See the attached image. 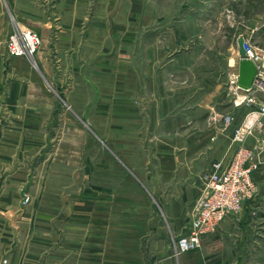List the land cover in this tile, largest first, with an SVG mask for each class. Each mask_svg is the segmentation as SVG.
<instances>
[{
  "label": "rangeland",
  "instance_id": "1",
  "mask_svg": "<svg viewBox=\"0 0 264 264\" xmlns=\"http://www.w3.org/2000/svg\"><path fill=\"white\" fill-rule=\"evenodd\" d=\"M81 3L77 0L80 8ZM98 3L91 0L90 7ZM104 3V56L83 50L87 38L76 34L71 51L58 52L55 37L49 36L33 56L23 57L26 76L15 81H23L32 92L29 105L37 104L36 98L46 106L43 113L28 111L26 141L27 154L43 158L45 192L28 188L22 198L12 195V209L21 206L11 211L12 231L18 232L19 214L29 207L32 216L35 211L56 215L60 235L84 231L81 223L68 219L78 222L105 214L107 233L121 235L124 250L138 249L145 260L150 216H162L158 202L185 195L194 205L201 196V176L208 171L177 175L185 159L193 162L215 150L228 156L216 163L227 164L240 146L264 155V127L259 125L264 117L257 107L241 104L244 92H236L235 83L238 35L245 31L250 45L264 50V0ZM22 29L40 36L33 27ZM103 60L107 63L97 69ZM36 91L44 96L36 97ZM237 132L242 141L236 139ZM88 169L89 182L83 177ZM83 179L96 191L81 192ZM198 179L202 187L195 195ZM253 179L257 191L244 205L251 202L258 208L264 201V163L254 170ZM36 197L42 203L35 209ZM94 223L90 228H98ZM27 231V252L34 255L35 228L28 225ZM9 259L10 264L25 260ZM26 260L33 264L34 257ZM43 264H51V258L45 257Z\"/></svg>",
  "mask_w": 264,
  "mask_h": 264
},
{
  "label": "crops",
  "instance_id": "2",
  "mask_svg": "<svg viewBox=\"0 0 264 264\" xmlns=\"http://www.w3.org/2000/svg\"><path fill=\"white\" fill-rule=\"evenodd\" d=\"M79 1L82 2L81 8L77 0H0V263L8 259L10 264L9 257L15 256L20 260L25 258L22 260L24 264H31L26 260L28 257H34L33 264H43L45 257L49 256L51 264H264V201L258 208L257 204L247 203L240 214L227 217L214 234L206 236L200 248L179 255L173 251V239L186 232L193 205L187 203L185 195L158 202L162 216L154 213L150 216V242L145 260L140 259L138 249L124 250L121 235L107 233L105 214L93 219L86 216L88 219L78 222H75V217L68 219L70 223H81L84 231L60 235L56 215L44 216L42 212L35 211L32 216L29 207L19 214L18 232L12 231L11 211L21 210L20 204L12 209V195L22 194V198L28 188L30 192H45L42 189L43 158L28 155L26 141L28 111L43 113L46 106L36 98L34 102L37 104L27 103L32 92L23 81H18L26 76L22 67L24 58L8 54L7 40L17 29L33 27L44 42L49 36L51 40L55 37L54 48L59 52L74 49L78 38L76 34H83L81 38H87L82 44L83 50H93L98 56H104L107 51L105 0H98L93 9L90 7L91 0ZM244 21L243 26L247 25ZM252 31H257V28ZM114 33H117L116 30ZM241 36L246 38V32L238 35L237 43ZM249 40L252 42L254 38L249 37ZM40 59L47 69L46 59L42 56ZM106 63V60L98 61L96 68L102 69L101 65ZM15 78L18 80L15 81ZM35 94L36 97L44 96L40 91ZM226 155L214 150L202 158H195L193 162L185 159V167L177 175H201L211 170L214 163L226 160ZM90 174L89 169L83 173L88 182ZM200 181L195 182V195L201 190ZM84 182L85 179L81 192L90 194L96 191L90 183ZM41 203L37 197L32 202L35 209ZM87 204L92 205L90 202ZM91 222H96L98 228H90ZM28 225L35 228L34 255L27 252ZM16 240L19 243L12 249ZM141 257L144 258V255Z\"/></svg>",
  "mask_w": 264,
  "mask_h": 264
},
{
  "label": "built area",
  "instance_id": "3",
  "mask_svg": "<svg viewBox=\"0 0 264 264\" xmlns=\"http://www.w3.org/2000/svg\"><path fill=\"white\" fill-rule=\"evenodd\" d=\"M246 41L250 49L244 57L257 65V77L248 90L239 87L237 77L236 92H244L241 104L257 107L258 115L264 117V50L259 52ZM41 44L42 39L37 33L19 28L9 36L7 49L11 56H33ZM238 57L241 58L239 53ZM259 125L264 127V121ZM236 139L242 141L239 132ZM263 161V151L256 152L240 146L229 163H215L211 170L201 176V196L192 207L187 230L173 239L172 246L176 255L200 248L206 236L214 234L227 217L242 210L245 201L257 191L253 172ZM0 264H9V261L3 259Z\"/></svg>",
  "mask_w": 264,
  "mask_h": 264
},
{
  "label": "water",
  "instance_id": "4",
  "mask_svg": "<svg viewBox=\"0 0 264 264\" xmlns=\"http://www.w3.org/2000/svg\"><path fill=\"white\" fill-rule=\"evenodd\" d=\"M238 48L241 56L238 62V85L241 89L248 90L252 87L257 77L258 69L252 60L244 57L250 46L243 36L238 40Z\"/></svg>",
  "mask_w": 264,
  "mask_h": 264
},
{
  "label": "bare ground",
  "instance_id": "5",
  "mask_svg": "<svg viewBox=\"0 0 264 264\" xmlns=\"http://www.w3.org/2000/svg\"><path fill=\"white\" fill-rule=\"evenodd\" d=\"M251 123H252V120H250L249 124H251Z\"/></svg>",
  "mask_w": 264,
  "mask_h": 264
}]
</instances>
